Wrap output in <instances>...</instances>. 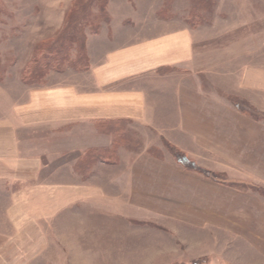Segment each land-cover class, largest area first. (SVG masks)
Returning a JSON list of instances; mask_svg holds the SVG:
<instances>
[{
  "label": "crops",
  "instance_id": "0c3cea01",
  "mask_svg": "<svg viewBox=\"0 0 264 264\" xmlns=\"http://www.w3.org/2000/svg\"><path fill=\"white\" fill-rule=\"evenodd\" d=\"M164 2L119 0L126 12L116 19L110 0L111 26L89 36L87 71L54 74L48 85L26 87L21 95L9 86L0 90V264H43L53 243L46 228L56 230L59 243L62 216L70 227L92 225L94 212L123 218L127 227L147 221L128 211L156 189V177L146 171L149 158L123 155L118 145L113 162H97L86 177L77 171L85 151L115 146L113 126L175 131L197 144L213 138L225 156L242 138L253 149L250 158H264V116L254 119L219 90L242 81L246 99L263 103V16L245 7L243 32L236 35L237 29L216 27L219 22L193 28L177 11L161 15ZM207 35L215 44H205ZM127 242L119 233V245ZM119 251L121 259L144 253Z\"/></svg>",
  "mask_w": 264,
  "mask_h": 264
},
{
  "label": "rangeland",
  "instance_id": "374dc122",
  "mask_svg": "<svg viewBox=\"0 0 264 264\" xmlns=\"http://www.w3.org/2000/svg\"><path fill=\"white\" fill-rule=\"evenodd\" d=\"M102 1L0 0V90L9 86L12 92L21 95L26 87L48 85L54 74H72L66 73L72 71L77 75L87 71L70 66L53 69L54 53L45 51L49 59L43 60V64L51 63L42 79L32 84L24 81L37 58L36 48L62 39L71 25L81 20L85 10L91 13V21L100 22L96 34L90 33L88 28L82 31L85 38L80 35L81 31L77 33L81 36L78 42L84 38L79 54L89 59V36L101 34L112 22L110 0L101 11ZM164 3L163 8L168 7L171 15L173 11L180 13L190 27L219 22L216 27L237 29L236 35L243 32L244 20L239 16L244 15L245 7L247 14L257 12L264 18V0H165ZM112 11L116 19L126 12L119 7V0H112ZM70 12L72 15L67 20ZM195 12L202 21L190 20ZM163 13L168 14L161 11V15ZM104 14L109 15V21L100 18L105 17ZM207 36L205 44H215L213 37ZM74 46L69 49L71 58L77 57L72 55ZM206 51L207 48L205 55ZM214 59L213 53L210 54L208 64H213ZM206 75L203 80L212 92L213 82ZM224 85L226 88L219 87L220 93L239 110L254 119L264 116V101L256 105L248 101L242 81L239 84L229 81ZM113 128V136L126 139L124 145L119 144L122 154L126 150L131 155L137 153L140 158H149L146 171L156 177L153 179L156 189L141 195L140 205L128 211L147 221H136L139 227H127L123 218L94 212L92 225L70 227L68 219L63 218L66 216H62L59 243L54 242L56 230L45 226L53 243L45 253L43 264H264V196L255 190H264V158H250L253 149L244 148L246 141L238 138L237 142L236 138L233 151L230 149L231 156H225L226 150L218 149V141L213 138L204 136L197 144L190 138H178L175 131H161L163 135H160L159 131H138L131 125H126L127 129L122 131L119 126ZM156 164L166 179L154 174ZM119 233L128 239L126 245H119ZM122 247H138L144 253L139 258L121 259L119 249Z\"/></svg>",
  "mask_w": 264,
  "mask_h": 264
},
{
  "label": "trees",
  "instance_id": "16d2710c",
  "mask_svg": "<svg viewBox=\"0 0 264 264\" xmlns=\"http://www.w3.org/2000/svg\"><path fill=\"white\" fill-rule=\"evenodd\" d=\"M107 3H108V0H103L101 2V11L102 9L107 7ZM165 11L170 13V9L168 7L162 9V12H165ZM90 14H91L90 12L85 10V12L80 18L81 20L75 21L74 22L75 24L73 23L74 25L73 24L71 25L69 32L67 33V35H64L62 39L59 38L57 40H54L53 43H50L45 46L40 45L39 47L36 48L37 58L35 59L33 65L28 69V72L25 76L26 78L24 81L32 84L35 82H39L42 79L46 70H48L49 68L48 66L51 63L50 61V62H47L46 65L45 63L43 64V60L49 59L47 58V56H45V53H44L45 51L48 52L47 54L54 53L51 58L53 60L52 62L53 69L61 70V69H64V67L66 66H70L74 69H79V70L89 69L90 67L89 59H87L85 55L83 56L82 54L80 55L79 51L82 52L83 50L82 45L80 44H83V40L85 38L84 35L82 34L83 33L82 31L88 28L87 30H90V33L96 34L100 30V26H99L100 22L91 21ZM164 14L165 13H163V15ZM71 15H72V12L68 14L67 20L70 19ZM104 15L105 17L102 15V17L100 18L101 19L105 18L106 20L108 19L110 20V17L108 14H104ZM190 18H191L190 20H194L198 18L197 21H202L200 14H198L197 12H195L194 16H191ZM80 31H81L80 35L83 36L84 38L79 40L78 42L77 40L81 38V36L78 37L77 33H79ZM73 45H75L74 46L75 52H73L72 55L75 54L77 55V57L73 55L74 58L73 57L71 58L69 49H71L70 47H72ZM119 144H125V143H121L120 138H117V140H115V146L113 145L112 147L102 148V149L101 148L89 149L85 151L77 161V164H76L77 171L86 177L92 171L93 167L95 166L97 162L99 161L113 162V159L116 158L115 157L116 148L118 147ZM255 190H259L260 194L264 196L263 189L255 188Z\"/></svg>",
  "mask_w": 264,
  "mask_h": 264
}]
</instances>
